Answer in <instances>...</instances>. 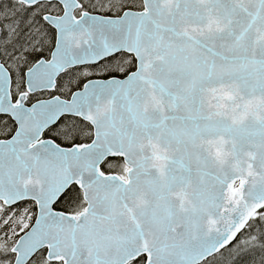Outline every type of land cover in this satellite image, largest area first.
Wrapping results in <instances>:
<instances>
[{"label": "snow or ice", "instance_id": "1", "mask_svg": "<svg viewBox=\"0 0 264 264\" xmlns=\"http://www.w3.org/2000/svg\"><path fill=\"white\" fill-rule=\"evenodd\" d=\"M0 264H264V0H0Z\"/></svg>", "mask_w": 264, "mask_h": 264}]
</instances>
